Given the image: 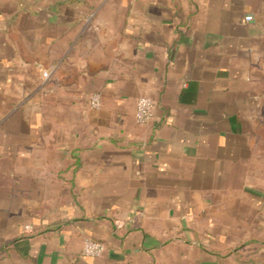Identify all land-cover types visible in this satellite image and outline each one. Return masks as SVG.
I'll list each match as a JSON object with an SVG mask.
<instances>
[{
    "label": "crops",
    "instance_id": "obj_1",
    "mask_svg": "<svg viewBox=\"0 0 264 264\" xmlns=\"http://www.w3.org/2000/svg\"><path fill=\"white\" fill-rule=\"evenodd\" d=\"M0 247L264 264V0H0Z\"/></svg>",
    "mask_w": 264,
    "mask_h": 264
},
{
    "label": "built area",
    "instance_id": "obj_2",
    "mask_svg": "<svg viewBox=\"0 0 264 264\" xmlns=\"http://www.w3.org/2000/svg\"><path fill=\"white\" fill-rule=\"evenodd\" d=\"M246 22L251 20V17H245ZM51 69L43 73V78L47 79ZM101 106V97L99 94H91L89 97V107L93 110L99 109ZM153 101L148 97H140L136 102V110L134 119L137 125H147L152 118ZM105 252L103 242L88 239L82 247V255L85 257L96 258L100 257Z\"/></svg>",
    "mask_w": 264,
    "mask_h": 264
},
{
    "label": "trees",
    "instance_id": "obj_3",
    "mask_svg": "<svg viewBox=\"0 0 264 264\" xmlns=\"http://www.w3.org/2000/svg\"><path fill=\"white\" fill-rule=\"evenodd\" d=\"M3 247H0V252L2 251Z\"/></svg>",
    "mask_w": 264,
    "mask_h": 264
}]
</instances>
